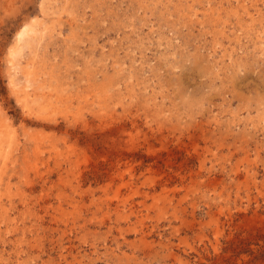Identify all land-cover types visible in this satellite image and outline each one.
Segmentation results:
<instances>
[{
    "label": "rangeland",
    "instance_id": "rangeland-1",
    "mask_svg": "<svg viewBox=\"0 0 264 264\" xmlns=\"http://www.w3.org/2000/svg\"><path fill=\"white\" fill-rule=\"evenodd\" d=\"M0 151V264H264V0H0Z\"/></svg>",
    "mask_w": 264,
    "mask_h": 264
},
{
    "label": "bare ground",
    "instance_id": "bare-ground-1",
    "mask_svg": "<svg viewBox=\"0 0 264 264\" xmlns=\"http://www.w3.org/2000/svg\"><path fill=\"white\" fill-rule=\"evenodd\" d=\"M22 35H23V32L19 35V39H18V41H20L21 39H22ZM21 43V42H20ZM20 47V46H19ZM2 144V143H1ZM2 146H3V144H2ZM2 150V149H1ZM1 152V151H0ZM2 153V152H1ZM3 154V153H2Z\"/></svg>",
    "mask_w": 264,
    "mask_h": 264
}]
</instances>
